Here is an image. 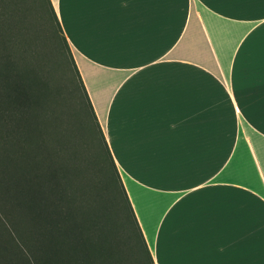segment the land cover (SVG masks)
<instances>
[{"label": "crops", "instance_id": "obj_1", "mask_svg": "<svg viewBox=\"0 0 264 264\" xmlns=\"http://www.w3.org/2000/svg\"><path fill=\"white\" fill-rule=\"evenodd\" d=\"M155 264H264V0H51Z\"/></svg>", "mask_w": 264, "mask_h": 264}, {"label": "trees", "instance_id": "obj_2", "mask_svg": "<svg viewBox=\"0 0 264 264\" xmlns=\"http://www.w3.org/2000/svg\"><path fill=\"white\" fill-rule=\"evenodd\" d=\"M0 264H155L51 0H0Z\"/></svg>", "mask_w": 264, "mask_h": 264}, {"label": "rangeland", "instance_id": "obj_3", "mask_svg": "<svg viewBox=\"0 0 264 264\" xmlns=\"http://www.w3.org/2000/svg\"><path fill=\"white\" fill-rule=\"evenodd\" d=\"M81 115H80V111L79 110H77L76 109V111H75V118L77 119V120H81L80 117Z\"/></svg>", "mask_w": 264, "mask_h": 264}]
</instances>
